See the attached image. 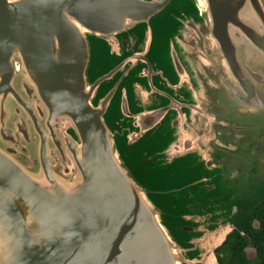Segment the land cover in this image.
I'll return each instance as SVG.
<instances>
[{
	"label": "water",
	"instance_id": "1",
	"mask_svg": "<svg viewBox=\"0 0 264 264\" xmlns=\"http://www.w3.org/2000/svg\"><path fill=\"white\" fill-rule=\"evenodd\" d=\"M168 2L0 0V264H218L233 215L264 185V0H190L197 20L171 31L169 51L200 97L151 168L119 129L126 102L100 85L116 70L87 72L81 29L102 40L116 10Z\"/></svg>",
	"mask_w": 264,
	"mask_h": 264
},
{
	"label": "flooded vegetation",
	"instance_id": "2",
	"mask_svg": "<svg viewBox=\"0 0 264 264\" xmlns=\"http://www.w3.org/2000/svg\"><path fill=\"white\" fill-rule=\"evenodd\" d=\"M115 13L117 17L105 19L106 23L98 26L105 30L101 36H96L104 37L102 40L81 29V37L90 51L87 72L96 78L111 68L116 70L109 75L113 76L111 79L102 80L100 85L105 90L115 86L111 92L115 104L126 102L125 116L119 118V129H129L135 135V148H146L147 166L160 168L161 145L176 134L175 130L185 129L192 119L191 106L200 97L201 84L196 78V71L193 75L180 49L177 65L172 62L169 51L171 31L185 27V22H196L197 19H186V14L196 13V10L190 0H169L149 16L135 18L120 10ZM124 117L130 118V125L122 124L120 127ZM107 118L111 119L112 113ZM133 164L142 172L137 160ZM186 175L182 179L185 183L189 177L190 181L196 177L195 172L188 177ZM138 177L150 189L145 178ZM215 208L214 203L210 212ZM227 210L226 207L225 212Z\"/></svg>",
	"mask_w": 264,
	"mask_h": 264
},
{
	"label": "trees",
	"instance_id": "3",
	"mask_svg": "<svg viewBox=\"0 0 264 264\" xmlns=\"http://www.w3.org/2000/svg\"><path fill=\"white\" fill-rule=\"evenodd\" d=\"M233 229L215 250L218 264H264V185L232 217ZM251 248L248 257L245 249Z\"/></svg>",
	"mask_w": 264,
	"mask_h": 264
},
{
	"label": "rangeland",
	"instance_id": "4",
	"mask_svg": "<svg viewBox=\"0 0 264 264\" xmlns=\"http://www.w3.org/2000/svg\"><path fill=\"white\" fill-rule=\"evenodd\" d=\"M250 164L252 165V167L255 169H257V168H259L260 166H259V164L257 163V161H256V159H254L252 162H250ZM258 164V165H257ZM238 180H236L235 179V181H234V184H235V186L237 187V188H239L240 187V185H243L244 183H246L247 182V179H245L244 177H239V178H237ZM217 227H219V228H221L222 226L221 225H219V226H217ZM224 235L222 234V236L220 237V239L223 237ZM245 251H246V254H247V256L248 257H252L253 256V251H252V249L251 248H246L245 249Z\"/></svg>",
	"mask_w": 264,
	"mask_h": 264
}]
</instances>
